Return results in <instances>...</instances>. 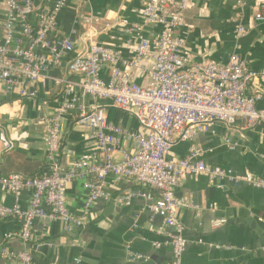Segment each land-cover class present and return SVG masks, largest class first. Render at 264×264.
<instances>
[{
	"label": "crops",
	"instance_id": "obj_1",
	"mask_svg": "<svg viewBox=\"0 0 264 264\" xmlns=\"http://www.w3.org/2000/svg\"><path fill=\"white\" fill-rule=\"evenodd\" d=\"M262 1L192 0L179 31L191 64L210 60L221 65L232 55L244 59L253 77L246 95L259 96L258 109L264 108V23L254 22L253 15ZM36 4L49 5L45 0H36ZM141 9L142 0H68L57 15L56 36L69 38L79 52L85 48L82 40L86 30L93 28L95 41L118 52L121 70L130 61H137L139 69L134 70V82L146 86L151 61L137 60L133 49L139 44V36L151 39L157 28L145 21ZM6 18V8L0 0V43L5 36ZM109 19H127L134 31L107 29L104 24ZM238 24L246 29L242 36L235 33ZM12 30L17 35V26ZM68 59L69 55H65L59 64H47L43 72L45 84L29 85L26 96L17 89L7 93L0 83V176L32 177L46 172L42 120L54 114L63 102L71 107L60 121L63 141L58 159L62 171L94 148L86 139V129L75 121L79 106L95 105L103 109L109 123L146 134L132 112L117 109L109 100L83 95L74 85L77 76L69 72ZM109 75L110 67L106 66L101 78L107 81ZM2 138L11 146L5 148ZM226 139L235 148H228ZM191 148L199 149L207 163L230 169L238 177L250 172L264 180V123L251 127L243 120L230 126L215 123L209 131L187 141L174 138L166 157L171 161L184 158ZM134 150V141L122 142L121 151ZM114 157L119 160L121 154ZM218 184L207 176L187 175L176 188L175 197L184 204L175 210L186 239L181 264H264V191L244 181L235 185L225 181L223 188ZM129 194L134 197L129 205H124L122 197ZM87 195L81 181H70L65 186L67 208L83 222L78 232H63L57 221H33L28 248L35 264L171 263L172 248L157 234L163 220L159 216L151 219L150 206L157 199L156 191L131 179L108 175L102 196L86 210ZM29 197L27 190L19 193L20 209H27ZM14 203V196L0 187V205ZM220 221L223 225L213 229L212 223ZM20 230L18 219H0V264H18L8 259L5 252L16 254L23 249ZM155 242L160 246L155 247ZM134 255L142 258L133 260Z\"/></svg>",
	"mask_w": 264,
	"mask_h": 264
},
{
	"label": "built area",
	"instance_id": "obj_2",
	"mask_svg": "<svg viewBox=\"0 0 264 264\" xmlns=\"http://www.w3.org/2000/svg\"><path fill=\"white\" fill-rule=\"evenodd\" d=\"M7 18L3 23L5 36L0 43V83L5 91L14 89L27 95L29 85H44L47 64L57 65L69 55L68 70L77 76L74 84L84 95L95 100H109L121 111L132 112L146 134L116 126L107 121L103 109L79 106L76 123L86 129V139L94 148L74 159L62 171L58 155L62 148L63 131L60 121L71 107L63 102L54 114L43 118V145L47 160L46 172L32 177L9 174L0 176V187L15 198L12 206L0 205V219H18L21 222L19 238L23 249L16 254L7 253L8 259L18 264H35L28 248L31 226L34 220L57 221L65 233L78 232L83 222L67 208L65 186L70 181H81L88 191L85 209H89L101 196L106 177L131 179L157 193L150 206L151 219L162 218L157 234L164 237L172 248L170 264H181L186 239L182 227L175 218V210L184 205L175 197L182 177L202 175L233 185L240 181L264 191V180L245 172L238 177L230 169L213 166L202 159L199 149L191 148L184 158L171 161L166 154L174 138L187 141L199 133L209 131L215 123L226 126L243 120L247 126L264 123V108H256L258 95L247 96L252 80L247 62L236 56L225 64L202 60L191 64L179 31L184 27V13L192 7V0H142L141 14L145 21L157 28L151 38L139 36V44L133 49L137 60L150 59L149 84L140 86L134 82L137 61H130L124 70L118 67L117 51L94 40V29L88 28L82 40L85 48L75 51L72 41L57 37V15L68 0H45L47 7L37 5L36 0H1ZM241 2V0H238ZM254 22L264 23V1L259 3L253 15ZM13 26L18 33L14 35ZM107 29L134 31L127 19H109ZM242 25L235 27L238 36L244 35ZM15 39L16 44H13ZM110 67L107 81L101 78L104 67ZM56 84L61 81L56 80ZM131 139L135 143L133 153L121 151L122 142ZM5 148L11 144L2 138ZM228 148L235 145L226 139ZM120 153L121 158L115 159ZM30 192L28 207L20 209L19 193ZM122 197L124 205L133 199ZM223 222H213L218 229ZM169 229H174L172 232ZM155 247L160 243L155 242ZM139 255L132 256L139 260Z\"/></svg>",
	"mask_w": 264,
	"mask_h": 264
}]
</instances>
